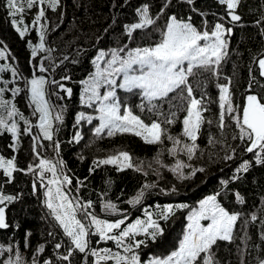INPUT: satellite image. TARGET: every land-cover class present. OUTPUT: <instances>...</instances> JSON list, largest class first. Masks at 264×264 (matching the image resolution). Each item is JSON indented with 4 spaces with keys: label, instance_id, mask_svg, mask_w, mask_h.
<instances>
[{
    "label": "trees",
    "instance_id": "16d2710c",
    "mask_svg": "<svg viewBox=\"0 0 264 264\" xmlns=\"http://www.w3.org/2000/svg\"><path fill=\"white\" fill-rule=\"evenodd\" d=\"M166 3L168 7L161 12ZM144 4L149 6V15L155 23L144 29L134 30L132 37L129 38L124 26L139 22L137 9ZM193 7L197 11H192ZM25 8L24 25L21 27L28 26L29 31L21 38L13 27L12 17L8 15L6 0H0V49H7L5 58L0 59V66L9 65L7 71L0 73V87L6 88L3 99L11 102L9 110L14 105L19 113L8 117L7 111H2L9 124L12 121L16 122L19 129V145L17 150L13 151L10 147L13 143L11 133L0 132V155L5 159L15 157L16 167L25 170L15 171L12 183L6 184L7 178L3 175V169H0V184L4 185V193L20 196L19 200L6 207V221L10 227L0 229V245L11 246L13 251L0 256V264H3L5 259L12 258V253L16 249L25 250L24 257L29 259L36 254L39 245H44L45 250L37 256L38 264L44 260L51 261V264H68L58 259V255L67 253L70 242L48 214L43 195L46 189L40 187L38 172L26 171L29 164H39V159L32 151L33 136L39 138L37 144L43 145L38 149L40 158L51 160L53 163L63 161L62 168L58 165L62 172L60 179L67 176L71 180V184L63 186V191L67 192L70 198L78 199L81 204L91 201L92 208L88 211L97 217L104 216L101 206L108 202L117 205L116 210L123 214H120L121 219L125 215L128 217L121 228L138 218L147 219L145 210L153 212V218L162 225L164 234L158 236L155 241L146 239L143 234L135 237L137 240H145V245L136 250L142 261H147L150 257H166L176 249L190 210L198 207L200 200L217 192L220 193L218 202L230 213L239 214L233 231L234 240L218 242V247L213 249L220 264H258V259H264V240L261 239V234L264 233V224L261 223L264 221V164H257L255 153L244 150L247 141L232 139L238 135V129L231 119H226L227 126L223 132L219 128L217 87L231 81L229 88L233 103L242 106L245 97L250 94L248 84L251 77L254 76L260 83H264V77L259 75L258 65L259 59L264 56V36L260 34L264 28V20L261 19L264 17V0H240L235 11L241 20L235 23L229 22L227 6L220 4L218 0H195L194 5L183 3L182 0H58L55 10L49 6L48 0H45L44 4L38 3L30 10L26 5ZM40 8L44 9L45 15L39 24L33 25ZM171 15H176L185 22L191 17L190 22L199 31L210 32L216 23H222L225 28L230 26L232 29V34L226 37L227 55L217 69L218 74L198 71L195 77L190 78L194 95L203 98V107L207 111L202 113L204 123L196 141L199 150L192 160L187 159V163L192 165V168H203L204 171L184 180L178 179L169 171L174 157L167 151L172 147V143L167 139H164L162 144H147L141 137L131 133H117L110 137L106 132L97 138L93 135V130L98 124L95 119L92 123L81 121L76 125V116L79 112H92L80 104L78 94L80 81L87 78L93 70L92 61L96 52L98 50L107 52L125 45L128 49L153 47L161 42L162 32ZM16 19L19 20L20 16ZM258 20H261L259 25L256 23ZM41 25L44 26L42 30L46 50L43 52L38 50L34 58L28 42L31 41L33 45L40 43L36 29ZM48 49L51 51H47ZM41 66L47 70L40 72ZM12 69L17 71L16 76L12 75ZM38 76H44L49 81L46 84L45 99L50 105L53 128L57 129L53 140L60 143L58 154L53 150L51 142L43 139L36 127L40 114L35 112V104L30 100L27 81ZM64 76L70 79H63L59 83L72 89L71 97L65 96L63 91H58L57 84L50 83ZM14 88L20 89L15 95L12 92ZM251 91L264 94V89L256 84ZM181 94L187 95L186 91L169 94L167 101L161 104V111L165 114L169 111L176 112V122L162 127L167 128L172 136L182 140L180 133L183 127L182 120L187 114V101L179 98ZM117 96L145 123L150 124L152 120L159 119L154 113L140 111L138 105L142 98L135 94V90L134 93H126L117 89ZM56 114L62 115V121H55ZM21 115L32 126L29 134H24L25 123L20 118ZM208 121L212 123L209 124ZM77 131L82 137L79 142L73 139ZM210 137L216 143L210 144ZM232 148L236 149L234 153L231 151ZM120 151L128 152L132 162L140 165L143 171H134L131 168L118 171V165L115 164L94 165V161L117 155ZM226 155L233 156V159L225 160ZM157 156L160 164L154 159ZM245 160L249 161L248 171L236 173V169ZM161 164L164 167H161ZM234 175L239 178L233 179ZM50 178L51 173H45L43 183ZM224 180L229 181L227 186L221 184ZM34 182L37 185L36 194H33ZM146 183L155 184L156 187L145 189V196L140 204L130 205L128 201ZM173 187L177 191L172 192ZM161 189L168 194L162 193ZM236 193L242 197L243 203L237 201ZM166 204H186L188 208L175 211L167 221L160 220L155 215L158 211L156 206ZM253 215L257 217L255 221L251 219ZM49 231L55 233V238L48 235ZM118 231L114 230V233ZM29 233L31 235H28ZM88 240L90 250L97 236L90 235ZM26 242L28 247H25ZM57 242L62 243V248H55ZM99 247L122 252V249L117 248L115 242L111 240L103 241ZM72 259L74 264H85V259L89 264L94 261L92 256L85 257L78 252ZM102 264L113 262L107 261Z\"/></svg>",
    "mask_w": 264,
    "mask_h": 264
},
{
    "label": "snow or ice",
    "instance_id": "6c2138e0",
    "mask_svg": "<svg viewBox=\"0 0 264 264\" xmlns=\"http://www.w3.org/2000/svg\"><path fill=\"white\" fill-rule=\"evenodd\" d=\"M183 3L194 5L195 0H182ZM222 5L227 6L228 16L232 22H238L241 17L236 14L240 0H218ZM44 4L45 0H6V8L8 15L12 17V24L20 37L23 38L29 31L28 26L24 25L23 13L27 9H32L37 4ZM49 6L55 10L58 0H48ZM168 7L166 3L161 12ZM192 11H197L195 7ZM139 22L131 25H125L124 31L128 37L131 38L133 31L137 29H144L149 25H153V20L149 15V6L144 4L137 9ZM44 9L40 8L33 20V25L39 24L44 17ZM20 16L17 20L16 17ZM264 20V17L261 18ZM191 17L188 22L178 19L176 15H171L167 19L166 28L162 32V40L153 47H137L128 49L127 45L124 47L112 48L110 51H99L96 58L92 61L96 67V71L91 73L86 80L80 81L84 88L80 94V102L88 107L95 106V111L99 113L98 116H85L84 113H79L76 116V125L81 121L87 120L92 123L93 119L99 121L97 127L93 130V135L100 138L103 133L108 136H114L117 133H131L141 137L147 144H162L164 139L172 143V147L167 151L169 155L176 156L177 154H184L188 160H192L199 150L196 143L201 125L204 123L202 113L207 111L203 107V98H197L194 95L193 87L190 84V78L195 77L198 71H211L213 75H217V69L221 62L227 55L228 44L224 39L225 35H231L232 29L225 28L222 23H216L211 32L199 31L191 22ZM258 25L261 20L256 22ZM43 25L36 29L40 43L33 45L31 41L28 42V47L31 49L32 57L37 56V51H45ZM107 31V29H106ZM262 36H264V28L261 29ZM203 42V43H201ZM47 51H51L48 49ZM7 49H0V59H4ZM121 53H125L121 55ZM106 57H110L106 59ZM67 59V57H65ZM103 61V66H101ZM259 75L264 77V56L259 59ZM215 66V67H214ZM9 69V65L0 66V73ZM47 69L41 66L39 71L45 72ZM251 71V70H250ZM12 75L16 76L17 71L12 69ZM122 75V80L117 81V77ZM62 79H70L68 76ZM49 81L44 76L33 77L27 81L29 85L28 91L30 93V100L35 104V112L39 113V123L36 127L44 140L51 142L53 150L58 154L60 151V143L53 140V136L57 129L53 128L50 105L45 99L47 94L46 84ZM51 83L57 84V87L65 92L69 97L72 95V89L66 88L64 84L55 80ZM7 82H5V85ZM231 81L226 85H218L219 88V128L223 129L227 126L226 119H231L238 135L233 136L232 139H239L241 142L247 141L244 150L248 153H255V162L257 164H264V94L260 92L252 93L254 84L264 89V83H260L256 77L252 76L248 84V94L245 97V103L236 105L233 103V97L230 93ZM101 89H105L101 94ZM117 89H121L126 93L138 94L142 100L138 105L141 112L147 111L154 113L159 119L152 120L150 124L139 116L133 114L132 109L127 103L118 99ZM5 87H0V132L7 131L12 135L13 151L17 150L19 145L18 134L19 129L15 121L10 124L6 120L2 111H7V116L12 117L19 115L15 106H11L9 110L10 101L3 99ZM20 91L19 88L12 89L13 95ZM183 93L186 91L187 95H180L181 100L187 101V114L182 120V131L180 136L191 141L185 143L179 137H174L169 134L168 129L162 125H172L176 122V112L169 111L165 114L161 111V104L167 101L169 94ZM175 98V97H173ZM159 101L160 103H156ZM146 102V103H145ZM171 107V105H170ZM20 118L24 120L25 128L24 134L31 132V125L21 115ZM55 121H62L61 114H56ZM209 124L212 121H208ZM81 133L76 132L74 141L81 140ZM39 138L32 137L33 146L32 151L39 159V164H29L27 172L37 171L41 180L40 187L45 188L43 195L45 197L44 204L49 210L48 214L56 221V225L62 229L63 235L68 238L70 246L67 253L58 255V259L74 264L73 257L76 253L84 254L85 257L89 255L96 259L92 264H102V262L112 261L113 264H220L216 258L214 247H218V242L234 240V227L239 218L238 213H230L217 200L220 195L219 192L206 196L199 201L198 207L192 208L187 216V224L183 230L182 238L178 242L176 249L170 252L166 257H150L147 261H142L140 255L137 254V249L145 245V240H137L135 237L143 234L146 239L155 241L158 236L164 234V228L154 219L153 212L145 210L147 219H136L134 223L125 224L127 216L115 221H108L97 218L95 214L88 211L92 208V202L81 204L78 199L70 198L67 192L63 191V186L71 184V180L67 176L60 179L62 172L58 169V165L62 168L63 161L53 163L51 160L40 158L39 148L42 144H37ZM209 143L214 144L216 141L209 138ZM231 151L234 153L235 148ZM159 155V154H158ZM158 164L160 160L158 156L154 158ZM225 160L233 159V156L226 155ZM15 157L5 159L0 155V169H3V175L7 179L5 183H12L13 173L15 171H25L18 169L15 164ZM143 162H141L142 164ZM118 165L117 170L123 171L125 168H131L134 171H143L140 165L132 162V157L126 151H120L117 155L108 156L105 159L94 161V165ZM161 167H164L161 164ZM249 161L245 160L236 169V173L247 172ZM192 169L190 173L185 175L183 169ZM91 171V170H90ZM178 179H191L197 172H203V168H192V165L185 163L182 160H176L173 167L169 169ZM45 173H51V178L47 183H43ZM158 174V173H157ZM147 175V173H145ZM239 177L234 175L233 179ZM229 181H221V184L227 186ZM55 189L53 190V187ZM33 194L37 193V185L33 183ZM156 187L155 184H144L141 190L131 198L128 203L130 205H138L142 202L145 196V189ZM177 191L175 187L171 190ZM161 192L168 194L164 189ZM20 196L5 194L4 185L0 184V229H8L10 224L6 221V207L8 204L19 200ZM236 199L239 203H243L242 197L236 193ZM105 210H111L113 213L117 209V205L108 202L103 205ZM158 211L155 213L160 220L167 221L175 214V211L188 208L186 204H166L163 206L157 205ZM78 213L80 214L78 216ZM252 221L257 217L253 215ZM202 221H207L205 225ZM247 223V221L245 222ZM264 224V221H261ZM94 228L95 232L90 229ZM114 230H119L114 233ZM28 235H31L29 233ZM49 236L55 238V233L49 231ZM90 235H98L100 241H114L117 248L121 251H112L104 248L101 250H89ZM261 239L264 240V233L261 234ZM29 245L25 243V247ZM62 243H55V248H62ZM45 250L44 245H39L36 249V254L33 256L32 264H37V256ZM89 250V251H86ZM12 247H5L0 245V256L5 252L11 253ZM22 257L17 251L15 259L9 257L3 261V264H22ZM43 264H51V261L44 260ZM85 264H89L85 259ZM258 264H264V259H258Z\"/></svg>",
    "mask_w": 264,
    "mask_h": 264
},
{
    "label": "rangeland",
    "instance_id": "374dc122",
    "mask_svg": "<svg viewBox=\"0 0 264 264\" xmlns=\"http://www.w3.org/2000/svg\"><path fill=\"white\" fill-rule=\"evenodd\" d=\"M229 26H227L226 28H228ZM202 31H204V30H202ZM201 31V32H202ZM212 31V30H211ZM210 31V32H211ZM228 35L226 34L225 35V37H224V39L226 40V37H227ZM201 43H203V42H201ZM99 51H101V50H98L97 52H96V54H95V56H94V58H93V60L96 58V56H97V54H98V52ZM106 59H108L107 57H106ZM101 63V66H103V61H101L100 62ZM96 71V67H95V65H93V70H92V72L91 73H93V72H95ZM89 77V76H88ZM88 77L87 78H85L84 80H86V79H88ZM61 80H63L62 78H60V79H55V81H57V82H60ZM122 80V75L120 76V77H117V81L118 82H120ZM53 81V80H52ZM51 83V82H50ZM53 84H55V83H53ZM56 85V84H55ZM83 88H84V85H82L81 83H80V89H79V94H78V100H79V102H80V94H81V92H82V90H83ZM105 89H101V94H103V91H104ZM80 104H81V102H80ZM81 105H83V104H81ZM84 107H86L88 110H90V111H92V112H87V111H83V112H79V113H84V115L85 116H93V117H96V116H98L99 115V113L98 112H96L95 111V106H93V107H88L87 105H83ZM78 113V114H79ZM77 114V115H78ZM96 120V119H95ZM85 122H87V120H84ZM97 121V123L99 124V121L98 120H96ZM98 124H97V126H98ZM182 141H184L185 143H191V141H189V140H187L186 138H184L183 137V139H182ZM174 157V160H173V162H172V164L170 165V167L169 168H171V167H173L174 165H175V163H176V160H182V161H184L185 163H187V156L186 155H184V154H177L176 156H173ZM188 164V163H187ZM183 172L185 173V175H187L188 173H190L191 172V169L190 168H185V169H183ZM176 176V175H175ZM177 177V176H176ZM41 182V181H40ZM46 183H47V180H46ZM45 183V184H46ZM53 187V190L55 189V186H52ZM140 191V190H139ZM138 191V192H139ZM137 192V193H138ZM136 193V194H137ZM135 194V195H136ZM104 205V204H103ZM103 205L101 206V212L104 214V216L103 217H97V218H99V219H103V220H108V221H115V220H117V219H121V217L122 216H120V214L121 215H123L122 214V212L121 211H119V210H116L114 213L111 211V210H105L104 208H103ZM135 222V221H134ZM133 222V223H134ZM202 223L203 224H207L208 222L207 221H202ZM127 226V225H126ZM125 226V227H126ZM90 231L91 232H95V229L94 228H92V229H90ZM97 236V240L95 241V243H94V245L91 247V249H95V250H101V249H104V248H102V247H99L100 246V243H102L103 241H100L99 240V236L98 235H96ZM90 249V250H91ZM17 251H19V253H20V255H21V257L23 258L22 259V264H32V261H33V257H30L29 259H25V257H24V255H25V250H23V251H21V250H19V249H16L13 253H12V259H15V253L17 252ZM92 259L93 260H95L96 258L95 257H92ZM38 264V263H37ZM40 264H43V262L42 263H40Z\"/></svg>",
    "mask_w": 264,
    "mask_h": 264
},
{
    "label": "water",
    "instance_id": "95a60500",
    "mask_svg": "<svg viewBox=\"0 0 264 264\" xmlns=\"http://www.w3.org/2000/svg\"><path fill=\"white\" fill-rule=\"evenodd\" d=\"M227 13H228V12H227ZM227 17H228V20H229L230 23H235V22H232V21H231V18H230V16H228V14H227ZM228 28H231V27L229 26ZM228 36H230V35H228ZM62 84H63V83H62ZM64 86H65L66 88H70V87L66 86L65 84H64ZM58 91H62V90L58 88ZM64 95H65V96H68L65 92H64ZM244 103H245V101H244Z\"/></svg>",
    "mask_w": 264,
    "mask_h": 264
}]
</instances>
